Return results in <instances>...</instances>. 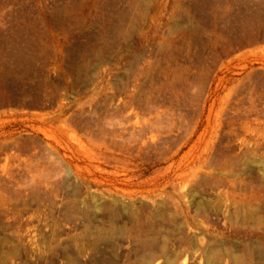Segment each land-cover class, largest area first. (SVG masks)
I'll return each mask as SVG.
<instances>
[{
  "label": "rangeland",
  "instance_id": "rangeland-1",
  "mask_svg": "<svg viewBox=\"0 0 264 264\" xmlns=\"http://www.w3.org/2000/svg\"><path fill=\"white\" fill-rule=\"evenodd\" d=\"M0 88V264H137L151 229L207 264L237 188L264 206V0H0Z\"/></svg>",
  "mask_w": 264,
  "mask_h": 264
},
{
  "label": "bare ground",
  "instance_id": "bare-ground-1",
  "mask_svg": "<svg viewBox=\"0 0 264 264\" xmlns=\"http://www.w3.org/2000/svg\"><path fill=\"white\" fill-rule=\"evenodd\" d=\"M14 61H16V60H14ZM4 62H6V61H4ZM7 97H8V95L6 94L5 90L0 88V100L7 99ZM53 166H54V164H53ZM33 168H35V167H33ZM47 168H48V166H47ZM80 168H81V166H80ZM48 171H51V170H48ZM41 173H44V172H41ZM41 173H40V175H41ZM54 173H56V172H54ZM114 173L116 174V171L113 172V174ZM44 175H46V174H44ZM55 176H56V174L54 175V178H57V176L56 177ZM41 177L46 179V177H44V176H41ZM94 181L97 184H99L101 182V180H98L97 178H94ZM35 182H37V181H34L32 183H35ZM127 185H128L127 188H125V187L123 188V187H119L117 184L114 183L111 186L109 185L110 187L108 186L107 188H105V187L101 188L99 190V194L101 196L105 195L104 194L105 192H107L106 194H108V193L112 194V195L115 194L116 197L114 198V201H122L123 200L122 198H124V197L132 199V198L138 196L139 190L133 189L132 188L133 186H140V187L145 186V185H142V183L139 184V183H135L134 181L128 182ZM243 186H245V185H243ZM243 186L241 188L236 187L237 189H239L241 191L240 194H242V195L238 194L237 196H234L231 199V203H232L231 205L233 206L232 216L234 218V224L236 225V232H238L241 235L243 232L244 233V236H243L244 239L240 238L241 235L239 236V234H237L239 237L236 236V238H238V239H236V241H234V244L232 246L233 248L231 250H227L226 247H223L224 244H221L218 246L216 245L212 249L211 255L209 257L207 256V258H206L207 264H245V262H244L245 260L247 262L249 261L248 263H250V264H264V212L261 211V208L263 209L264 206L261 207L259 205L260 200H261L260 194H258L256 192L253 194H249L247 190H250L251 186H245V187H243ZM155 190H158V189H155ZM42 193H43V191H42ZM205 206H206V204H205ZM127 209H129L130 212H132V214L134 213L133 212L134 209L132 208V206H127ZM223 211H224V209H223ZM150 233L152 234V236L150 238L143 237L141 239V244L144 247H146V249H145V252L143 254H141V256L138 258L137 264H152L157 259H163L164 264H176V261L179 258L183 257L185 250L182 247L180 249L181 250L180 252L171 253L172 250L170 251L167 248L166 244L160 245L159 237L157 236L158 232L156 230L151 229ZM221 235H222V233H221ZM132 239H134V238H132ZM242 246H243L245 252L248 253L247 257H246L247 259H245L246 253L244 255V253H242V250L240 251V247H242ZM221 256H222V258H221ZM220 258L222 259V261H220ZM185 261H186V258H185Z\"/></svg>",
  "mask_w": 264,
  "mask_h": 264
}]
</instances>
